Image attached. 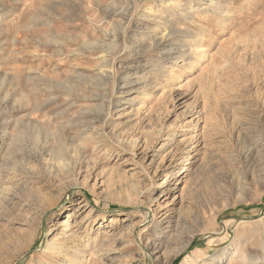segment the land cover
Returning <instances> with one entry per match:
<instances>
[{"label":"rangeland","instance_id":"obj_1","mask_svg":"<svg viewBox=\"0 0 264 264\" xmlns=\"http://www.w3.org/2000/svg\"><path fill=\"white\" fill-rule=\"evenodd\" d=\"M0 264H264V0H0Z\"/></svg>","mask_w":264,"mask_h":264},{"label":"bare ground","instance_id":"obj_2","mask_svg":"<svg viewBox=\"0 0 264 264\" xmlns=\"http://www.w3.org/2000/svg\"><path fill=\"white\" fill-rule=\"evenodd\" d=\"M48 247V246H47ZM46 250H47V248H46Z\"/></svg>","mask_w":264,"mask_h":264}]
</instances>
